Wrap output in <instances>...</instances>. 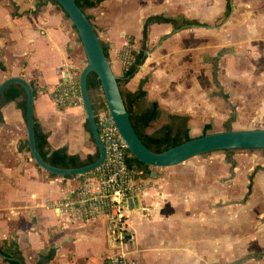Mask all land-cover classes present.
Masks as SVG:
<instances>
[{
  "label": "crops",
  "instance_id": "0c3cea01",
  "mask_svg": "<svg viewBox=\"0 0 264 264\" xmlns=\"http://www.w3.org/2000/svg\"><path fill=\"white\" fill-rule=\"evenodd\" d=\"M232 3L234 8L231 0H103L86 13L119 77L124 38L141 51L148 24L146 59L125 88L134 93L146 81L145 101L159 104L165 123L170 114L187 117L196 137L212 123L264 128V0ZM157 15L174 17L177 25L180 17L199 24L151 23ZM81 47L70 18L51 0H0V84L17 76L34 85V117L48 136V155L61 150L90 161L98 149L84 106L58 105L53 98L67 76L78 77L85 67ZM101 95L91 94L94 105ZM21 100L0 107V246L15 242L22 264H38L50 252L46 264H110L116 249L108 217L72 218L50 207L75 195L88 173L53 176L31 150L20 148L28 141ZM145 101L132 105L135 115ZM137 170L146 191L129 199L123 212L137 235L138 264H264L263 149L211 152ZM0 264L11 263L0 256Z\"/></svg>",
  "mask_w": 264,
  "mask_h": 264
},
{
  "label": "water",
  "instance_id": "95a60500",
  "mask_svg": "<svg viewBox=\"0 0 264 264\" xmlns=\"http://www.w3.org/2000/svg\"><path fill=\"white\" fill-rule=\"evenodd\" d=\"M57 2L64 8L75 26L86 54V65L81 70L79 84L87 121L89 122L98 149V158L86 166L70 169L56 167L47 163L40 155L35 140L34 90L29 82L22 77L13 76L7 78L0 84V96L13 83L23 85L27 91L26 116L28 142L33 159L42 169L59 176H80L100 167L105 160V146L96 124L95 108L87 85V78L90 72H95L98 75L106 106L112 114L120 133L126 140L131 155L150 167H171L184 163L192 158L216 151L264 150V128L228 129L210 132L201 136L192 137L190 140L162 152L151 150L143 142L133 125L121 93L118 82L119 76L114 71L111 61L106 56L94 24L77 4L76 0H57ZM231 7H235L232 0ZM197 26L189 25L190 28ZM207 27L213 30L218 26L207 25ZM134 170H137V167H134Z\"/></svg>",
  "mask_w": 264,
  "mask_h": 264
},
{
  "label": "built area",
  "instance_id": "2783aa9c",
  "mask_svg": "<svg viewBox=\"0 0 264 264\" xmlns=\"http://www.w3.org/2000/svg\"><path fill=\"white\" fill-rule=\"evenodd\" d=\"M119 56L123 72L128 71L134 62V51L127 37L124 38ZM53 98L58 105L82 106L78 77L67 76L57 86ZM95 120L105 146L104 162L88 173L75 195L55 201L50 207L72 218L90 220L97 215L108 217L111 220L109 237L116 249L110 264H138L134 258L137 235L134 229L126 225L123 210L129 199L144 195L147 184L137 179L142 171L128 165L130 151L127 142L108 108L95 111Z\"/></svg>",
  "mask_w": 264,
  "mask_h": 264
},
{
  "label": "trees",
  "instance_id": "16d2710c",
  "mask_svg": "<svg viewBox=\"0 0 264 264\" xmlns=\"http://www.w3.org/2000/svg\"><path fill=\"white\" fill-rule=\"evenodd\" d=\"M54 4H56L64 13L68 16L67 12L64 10V8L57 2V0H51ZM103 0H76L77 4L82 8V10L86 13V10L88 7H96L100 4V2ZM230 11V4H228L227 12L228 15ZM87 14V13H86ZM88 18L91 20V17L87 14ZM69 17V16H68ZM181 22L179 25H177V19L170 16H163V15H157L152 18H150V22H158V23H172L176 28H180L182 25H190V24H199L197 20H190L184 17H180ZM75 32L77 33L78 41L81 42L79 34L73 25ZM148 24L144 27L143 31V49L139 52H134V62L130 66L129 70L124 72L121 77H119L118 82L120 85L121 93L124 98L127 110L130 114L131 120L133 122V125L138 132L139 136L143 140V142L153 151L155 152H162L168 148L174 147L178 144H181L185 141H188L192 138L190 135V129L188 127V119L185 116L170 114L168 115V122L165 123L163 126H161L158 129H153V125L155 122H157L161 115L163 114L159 104L156 101H145L147 91L144 89V86L146 84V81H142L140 83L139 88L136 92L131 93L125 88V82L128 81L130 78H132L140 65L143 64V62L146 59L145 50L148 49L147 47V41H148V30H147ZM102 47L105 50L107 58L110 60V53H109V46L108 44L101 40ZM0 69L5 70V66L0 62ZM80 73H78V81L80 77ZM87 85L90 92V95L93 91L97 93H102V87L100 80L98 78V75L95 72H90L87 78ZM34 93L36 95V89L34 85L32 84ZM18 98H22V100L19 103V106L22 108L24 114L26 115V108H27V91L25 87L19 83H13L9 85L4 93L2 94L0 98V107L9 102L17 100ZM99 104H95L94 108L95 111L99 109H106V103L104 97L101 98ZM140 101H145V110L135 115L132 112V105L135 103H139ZM35 121V140L36 145L38 148V151L42 158L49 164L57 166V167H80L83 165H86L92 162L93 160H96L98 158V154L91 159L90 161H81L80 159L76 157H70L67 155L64 151H56L52 155H48V151L46 149L47 144V134H44L39 126V123L34 117ZM87 128L91 131L89 122L87 121ZM148 129H153L151 133H148ZM211 129V126H208L206 128V131L204 134H206ZM231 129V127H227V130ZM26 148L30 150L29 142L26 141L25 143H22L20 148ZM234 150H226V152H233ZM128 165L134 169V167H137V169L144 170L145 172L148 171L149 165L139 161L137 158H135L133 155H129L128 158ZM52 174V173H51ZM53 176H57L55 174H52ZM252 185V184H251ZM250 185V190H251ZM0 256L3 257V259L7 262H10L11 264H22L23 257L20 252V249L18 245L15 242L4 243L0 246ZM53 258V253L50 252L47 255L40 256V261L38 264H46L48 261H50Z\"/></svg>",
  "mask_w": 264,
  "mask_h": 264
},
{
  "label": "rangeland",
  "instance_id": "374dc122",
  "mask_svg": "<svg viewBox=\"0 0 264 264\" xmlns=\"http://www.w3.org/2000/svg\"><path fill=\"white\" fill-rule=\"evenodd\" d=\"M80 51L82 52V51H84V48H83V45H82V47L80 48ZM94 93H97V92H95V91H93L92 92V94L94 95ZM99 94H101V93H99ZM102 97L101 98H103V95H101ZM163 117V118H162ZM161 117V119L159 120V121H157V122H155V124L153 125V129H158V128H160L161 126H163L164 125V123L166 122V118L164 117V115ZM251 125H253L254 123H250ZM212 125H213V128H211L207 133H210V132H216V131H224V130H227V127L228 126H221L220 128H217L215 125H214V123H212ZM256 128H261V127H256ZM153 129H151L150 131L152 132L153 131ZM246 129H253V127L252 128H246ZM206 130H204L203 132H205ZM190 133V132H189ZM190 135L191 136H193L191 133H190ZM194 137V136H193ZM244 150H246V149H244ZM216 152H225V151H216ZM233 153H235V150L233 151ZM256 198H258V195L255 197V199ZM254 199V200H255Z\"/></svg>",
  "mask_w": 264,
  "mask_h": 264
}]
</instances>
